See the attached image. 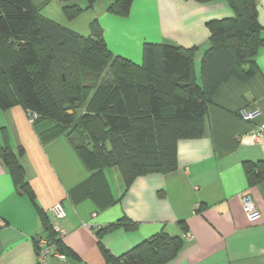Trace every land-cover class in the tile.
I'll return each mask as SVG.
<instances>
[{
	"label": "crops",
	"instance_id": "0c3cea01",
	"mask_svg": "<svg viewBox=\"0 0 264 264\" xmlns=\"http://www.w3.org/2000/svg\"><path fill=\"white\" fill-rule=\"evenodd\" d=\"M34 1L42 15L84 36L96 19L107 48L136 64L142 62L145 42L194 47L197 76L210 36L207 22L233 14L227 0H133L126 15L107 11L114 0H97L68 20L61 11L63 0ZM257 10L264 26V0H257ZM255 64L257 70L247 80L232 78L218 88L207 104L202 136L176 142L175 170L137 176L123 193L118 169L106 168L114 202L104 207L92 199L74 202L69 197V190L91 171L65 134L40 137L20 104L0 108V145L18 156L37 206L51 225L63 229L60 239L70 249L64 259L49 255L47 264H112L101 246L117 256L161 229L183 237L177 255L164 264H264V180L250 185L243 166L264 162V134L252 138L264 123V46ZM251 110L258 113L244 119L242 113ZM244 196L260 213L255 221L243 210ZM56 203L64 207L65 217L49 213ZM121 217L135 222L136 228L102 229ZM0 218V264H36L34 239L43 232L40 218L1 157Z\"/></svg>",
	"mask_w": 264,
	"mask_h": 264
},
{
	"label": "trees",
	"instance_id": "16d2710c",
	"mask_svg": "<svg viewBox=\"0 0 264 264\" xmlns=\"http://www.w3.org/2000/svg\"><path fill=\"white\" fill-rule=\"evenodd\" d=\"M76 1L63 0L61 11L68 20L97 0H85L84 5ZM132 1L114 0L107 11L126 15ZM227 2L232 16L207 22L210 36L197 76L194 47L145 42L142 62L136 64L107 48L96 19L84 36L42 15L34 0H0V108L20 104L33 113L40 137L65 134L91 171L69 190L74 202L92 199L98 207L114 202L104 176L109 167L118 169L123 193L137 176L175 170L176 142L202 136L207 104L218 88L232 78L245 81L254 74L256 55L264 46L257 0ZM0 157L36 207L41 235L55 251L70 254L37 206L18 156L0 145ZM243 166L250 185L264 180L263 161ZM119 226L133 230L137 224L121 217L102 229ZM182 244L181 235L161 229L117 256L101 248L112 264H164Z\"/></svg>",
	"mask_w": 264,
	"mask_h": 264
},
{
	"label": "built area",
	"instance_id": "2783aa9c",
	"mask_svg": "<svg viewBox=\"0 0 264 264\" xmlns=\"http://www.w3.org/2000/svg\"><path fill=\"white\" fill-rule=\"evenodd\" d=\"M258 113L257 110L251 111H244L242 113V117L244 119H251ZM30 121L32 122V117L34 116L33 113L28 112ZM264 134V123H262L257 131L252 134L253 139H259L261 135ZM243 202V210L246 213L247 218L250 221H255L260 217V213L253 204L252 200L248 196H244L242 198ZM197 208V205H196ZM49 213L55 216L56 218H63L66 216V211L61 203L54 204L50 209ZM4 222L0 218V225H3ZM53 230L57 234V237H61L64 233L63 229L59 226L52 225ZM35 253H36V264H47V257L49 255H56L61 259L65 258L63 253H59L55 251L54 246L48 241V239L43 235L36 236V243H35Z\"/></svg>",
	"mask_w": 264,
	"mask_h": 264
},
{
	"label": "water",
	"instance_id": "95a60500",
	"mask_svg": "<svg viewBox=\"0 0 264 264\" xmlns=\"http://www.w3.org/2000/svg\"><path fill=\"white\" fill-rule=\"evenodd\" d=\"M65 109H68V104L64 106ZM69 113H71V110H68Z\"/></svg>",
	"mask_w": 264,
	"mask_h": 264
},
{
	"label": "rangeland",
	"instance_id": "374dc122",
	"mask_svg": "<svg viewBox=\"0 0 264 264\" xmlns=\"http://www.w3.org/2000/svg\"><path fill=\"white\" fill-rule=\"evenodd\" d=\"M112 177V176H111ZM113 179V178H112ZM110 180H111V178H110ZM114 180V179H113ZM111 182H112V180H111ZM112 186H113V189L115 188V186H114V184H113V182H112Z\"/></svg>",
	"mask_w": 264,
	"mask_h": 264
}]
</instances>
